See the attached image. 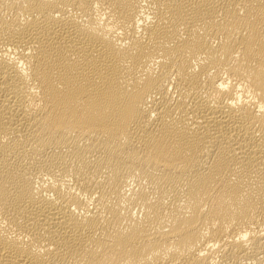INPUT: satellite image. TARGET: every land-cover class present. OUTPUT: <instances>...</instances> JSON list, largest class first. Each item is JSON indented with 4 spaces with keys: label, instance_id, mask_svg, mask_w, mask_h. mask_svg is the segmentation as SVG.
<instances>
[{
    "label": "bare ground",
    "instance_id": "bare-ground-1",
    "mask_svg": "<svg viewBox=\"0 0 264 264\" xmlns=\"http://www.w3.org/2000/svg\"><path fill=\"white\" fill-rule=\"evenodd\" d=\"M0 264H264V0H0Z\"/></svg>",
    "mask_w": 264,
    "mask_h": 264
}]
</instances>
